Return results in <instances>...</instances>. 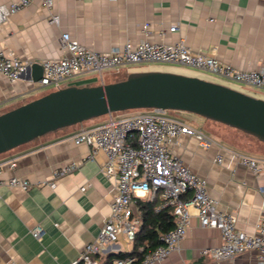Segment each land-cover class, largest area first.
Returning <instances> with one entry per match:
<instances>
[{"label": "crops", "instance_id": "1", "mask_svg": "<svg viewBox=\"0 0 264 264\" xmlns=\"http://www.w3.org/2000/svg\"><path fill=\"white\" fill-rule=\"evenodd\" d=\"M50 12L59 16L57 24L48 22ZM144 23H148L147 33L142 30ZM174 24L177 29L169 31ZM62 32L95 51L145 37L162 42L183 39L193 51L238 69H264V0H54L51 11L34 1L0 24V48L27 63L40 64L65 54L59 46ZM189 74L203 77L191 71ZM75 77L63 84H96L86 83L85 77L74 80ZM40 88L25 76L9 81L0 75V113L48 91ZM106 118L58 128L0 154V163L16 162L13 168L3 166V177L17 176L30 183L26 190L0 186V264H69L97 235L109 214L117 176L103 173V151L75 144L70 136ZM190 125L202 129L215 143L203 147L195 137L180 135L171 151L205 179L207 191L218 201L219 209L235 215L237 228L253 233L264 210V171L252 173L220 146L244 152L240 144L245 143L252 145L251 153H245L264 156V142L215 121L206 120L202 127ZM218 153L223 155L221 163L214 160ZM69 163H76L77 168L50 186L52 170ZM154 196L158 208L160 192L134 196V214H139L140 200ZM35 225L42 227L38 239L30 233ZM220 242L219 230L201 226L192 210L180 249L158 264H258L255 251L220 262L201 253ZM132 250L133 242L120 235L96 258L98 264H112L117 254L130 255Z\"/></svg>", "mask_w": 264, "mask_h": 264}, {"label": "built area", "instance_id": "2", "mask_svg": "<svg viewBox=\"0 0 264 264\" xmlns=\"http://www.w3.org/2000/svg\"><path fill=\"white\" fill-rule=\"evenodd\" d=\"M34 1L40 2L50 11L54 3V0H7L0 3V24ZM47 20L57 24L59 16L50 12ZM147 29L148 23L142 24L144 33H147ZM176 29L177 25L174 24L168 30ZM59 46L65 53L63 56L45 59L40 63L42 72L36 83L40 87L48 88V91L62 87L66 79L77 75L95 73L98 79H102L105 70L115 71L127 65L144 63L197 69L244 87L264 90V69H238L213 56L193 51L183 39L162 42L150 41L145 37L136 41L126 40L122 45L113 46L106 51H95L78 43L69 33L62 32ZM29 65L30 63L0 48V75L7 80L19 79ZM116 113L118 112L109 113L105 121L78 130L70 136L75 144L83 143L103 151L105 161L102 171L106 176L116 175L117 182L116 191L109 202V214L102 227L69 264H98L96 255L102 253L120 235L133 242L141 221L132 210V199L137 195L157 192H160L162 199L158 208L169 206L172 209L173 227L160 233L161 243L142 256L131 254L116 257L112 264L160 263L169 254L180 249L192 210L201 226L216 228L220 233V244L202 249V254L220 262L229 261L247 251H255L257 263L264 264V210L259 215L253 233L238 229L235 215L219 209L218 201L207 191L205 179L194 173L171 151L172 143L180 135L195 137L203 147L215 143L214 139L202 129L169 115L164 109H133L126 115ZM220 147L252 173L259 174L264 171V156ZM214 160L221 163L223 155L218 153ZM5 164L13 168L16 162L8 160L0 163V186L28 189L30 183L27 179L2 176ZM76 168V163L54 168L49 185L54 186L59 177ZM189 193L190 198L187 197ZM30 233L38 239L42 227L35 225Z\"/></svg>", "mask_w": 264, "mask_h": 264}, {"label": "water", "instance_id": "3", "mask_svg": "<svg viewBox=\"0 0 264 264\" xmlns=\"http://www.w3.org/2000/svg\"><path fill=\"white\" fill-rule=\"evenodd\" d=\"M41 72L32 63L21 76L36 82ZM139 108L192 112L264 142V98L191 74L142 70L114 82L50 90L0 113V154L58 128Z\"/></svg>", "mask_w": 264, "mask_h": 264}, {"label": "rangeland", "instance_id": "4", "mask_svg": "<svg viewBox=\"0 0 264 264\" xmlns=\"http://www.w3.org/2000/svg\"><path fill=\"white\" fill-rule=\"evenodd\" d=\"M132 66V68L128 69V68H121L119 70H115V71H107L105 70L104 73L102 74V79H98L95 75V73H88V74H83V76H76L74 78V80L76 79H81L84 78V80L86 83H109V82H114V81H118L121 79H124L127 74L131 71H142V70H168V71H173V72H179V73H184V74H189V72H193L196 73L197 75H201L203 77L201 78H205L207 80H212L214 82L217 83H221V84H225L228 85L230 87H233L237 90L243 91L245 93H248L250 95L256 96V97H260V98H264V90H260V89H254V88H248V87H244L241 84H238L236 82H232V81H228L222 78H218L217 76H214L212 74L197 70V69H192V68H188V67H182V66H177V65H168V64H161V63H144V64H136V65H130ZM177 67H180L177 68ZM206 75V76H205ZM208 75V76H207ZM210 76V77H209ZM99 82V83H97ZM95 85V84H93ZM66 85L62 84V87H64ZM40 90H46V88L41 87ZM49 90V89H48ZM139 109H145V108H139ZM137 109V110H139ZM136 110V109H135ZM168 114L169 115H173L174 117L183 119L185 122H187L188 124H193L196 125L197 127H202V124L204 121H211L208 120L198 114L192 113V112H188V111H183V110H170L168 109ZM177 116H176V115ZM102 116H107V114L98 116V117H102ZM97 118V117H95ZM93 119V118H92ZM255 139V138H254ZM241 149L244 150V152H249L251 153L252 151V145H246L245 143L243 145H241Z\"/></svg>", "mask_w": 264, "mask_h": 264}, {"label": "trees", "instance_id": "5", "mask_svg": "<svg viewBox=\"0 0 264 264\" xmlns=\"http://www.w3.org/2000/svg\"><path fill=\"white\" fill-rule=\"evenodd\" d=\"M155 203V196L148 200H140L137 203L139 211L138 216L141 222L133 241V250L131 254L134 253L138 256H142L149 249L159 245L161 243L159 238L160 233L170 230L174 225L172 209L169 206L155 208ZM124 255L126 254L119 253L117 257H122ZM107 263L108 262H106V264Z\"/></svg>", "mask_w": 264, "mask_h": 264}]
</instances>
